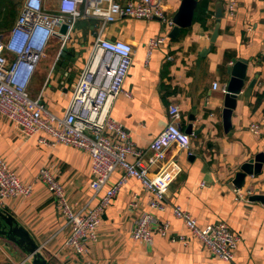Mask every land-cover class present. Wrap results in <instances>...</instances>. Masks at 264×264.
<instances>
[{
	"label": "crops",
	"instance_id": "0c3cea01",
	"mask_svg": "<svg viewBox=\"0 0 264 264\" xmlns=\"http://www.w3.org/2000/svg\"><path fill=\"white\" fill-rule=\"evenodd\" d=\"M58 1L44 0V7L54 12ZM117 1L125 5L138 0ZM236 1V12L230 17L225 12L227 0H198L191 26L175 37H170L173 27L164 28L155 18L118 17L105 26L102 36L128 43L133 55L122 84L126 93L108 96L92 116L120 123L135 146L145 150L167 126V108L175 104L191 147L169 148L167 160L174 159L181 173L169 187L164 211L148 207L147 195L135 178H128L119 188L104 211L97 241L90 245L86 261L91 264H264V201L249 200L253 195L264 197V163L259 174L245 178L241 190L252 192L246 202L236 201L230 187L243 163L264 154V0ZM180 3L166 0L164 10L169 18ZM98 23L78 20L65 43L52 36L46 44L28 93L55 116L64 114L85 64L90 61L91 71L96 72L104 61L101 50L92 52ZM216 27L217 37L210 42ZM164 34L167 40L148 52L149 41ZM238 59L248 62L245 86L255 77L256 83L249 95H238L231 131L225 134L221 120L224 95L212 86L214 82L227 84L226 67ZM252 124L259 125L256 135L250 131ZM147 157L148 153L142 158L145 164ZM0 158L23 184L31 186L29 198H8L0 209L12 215L39 247L44 244L41 254L50 264H62L67 253L53 254L64 237L60 231L64 219L39 180V170L50 169L70 206L77 209L93 196L91 158L75 147L53 144V138L45 134L25 136L1 116ZM134 159L128 156V161ZM161 165L153 166L151 172ZM120 178L115 172L98 196ZM133 195L138 198L139 212H151L167 224L164 235L154 232L152 246L130 237L133 216L127 206ZM96 203L92 198L91 204ZM174 206L188 212L199 228L224 222L238 237L232 262H223L202 249L182 221L174 218ZM172 235L182 236L184 241L171 242L168 236ZM19 263L29 261L20 248L0 237V264Z\"/></svg>",
	"mask_w": 264,
	"mask_h": 264
},
{
	"label": "built area",
	"instance_id": "2783aa9c",
	"mask_svg": "<svg viewBox=\"0 0 264 264\" xmlns=\"http://www.w3.org/2000/svg\"><path fill=\"white\" fill-rule=\"evenodd\" d=\"M166 0H138L121 5L117 0H59L54 12L44 7V0H22L18 17L12 29L0 34V116L18 128L21 134L32 136L40 133L53 138V144L60 143L75 147L91 158L92 198L74 209L70 206L65 191L55 175L47 167L39 170L41 180L53 196L55 206L64 219L60 231L64 237L53 254L55 257L66 252L62 264H91L86 261L90 245L97 241V233L102 224L105 209L119 188L128 178H135L147 195V205L151 210L164 211L169 187L181 173L174 159L167 160L169 148L177 145L189 150L191 142L180 126L179 107L170 104L167 108V126L147 146L145 150L135 146L129 132L110 117H93L101 110L108 96L125 94L122 84L131 65L132 47L120 40H108L102 36L105 26L118 17L135 20L157 19L164 28H172V18L164 10ZM237 8L236 0H227L225 12L232 17ZM97 20L99 26L92 42V52L101 50L104 61L96 72L90 69L88 61L79 72L72 88L69 103L61 117L47 111L39 99H32L28 86L38 62L44 55L50 37L58 36L62 43L78 20ZM62 25L66 33L60 34ZM167 40V34L157 36L147 44L150 52ZM264 55V53H263ZM225 95L226 84L213 83ZM250 131L259 133V125L252 124ZM148 153V163L142 158ZM128 156L134 161H128ZM162 164L151 172L153 166ZM119 172L121 178L110 189L104 190L111 176ZM235 199L246 202L252 194L250 190L233 189ZM31 186L23 184L16 173L10 170L0 158V207L8 198H29ZM138 198L133 195L128 202L132 212L130 237L137 242L152 246L153 234H165L167 224L160 222L151 212L140 211ZM174 218L181 220L186 229L205 251L223 262H232L238 237L232 234L224 222H217L199 228L192 216L173 207ZM171 242L184 241L182 236H168ZM44 245V244H43ZM41 245L39 252L44 248ZM23 264V263H19Z\"/></svg>",
	"mask_w": 264,
	"mask_h": 264
},
{
	"label": "water",
	"instance_id": "95a60500",
	"mask_svg": "<svg viewBox=\"0 0 264 264\" xmlns=\"http://www.w3.org/2000/svg\"><path fill=\"white\" fill-rule=\"evenodd\" d=\"M198 0H181L177 12L172 17L173 28L170 37H175L181 30L191 26L194 18L195 9ZM67 26L62 25L59 33L64 35ZM218 34V27L215 28L210 42H214ZM248 62L243 59L232 60L231 64L226 67L229 75L226 84V94L223 100V109L221 112L222 128L225 134L231 131V117L235 109L236 100L241 93L245 96L249 95L256 83V77L245 86L246 71ZM244 87H246L245 90ZM191 126L187 127L186 133L190 134ZM264 163V154L259 153L243 163L239 171L235 174L230 183L232 189H240L244 185L247 176H254L260 173L262 164ZM249 200L264 201V197L253 195ZM0 237L14 244L22 250L29 264H50L48 260L39 252V246L33 241L29 233L20 226L14 217L4 210L0 209Z\"/></svg>",
	"mask_w": 264,
	"mask_h": 264
},
{
	"label": "trees",
	"instance_id": "16d2710c",
	"mask_svg": "<svg viewBox=\"0 0 264 264\" xmlns=\"http://www.w3.org/2000/svg\"><path fill=\"white\" fill-rule=\"evenodd\" d=\"M22 0H0V34L8 33L18 16L19 7ZM202 5L200 3L199 8ZM202 16L199 14V19Z\"/></svg>",
	"mask_w": 264,
	"mask_h": 264
},
{
	"label": "rangeland",
	"instance_id": "374dc122",
	"mask_svg": "<svg viewBox=\"0 0 264 264\" xmlns=\"http://www.w3.org/2000/svg\"><path fill=\"white\" fill-rule=\"evenodd\" d=\"M53 0H47V3L49 2V3H51Z\"/></svg>",
	"mask_w": 264,
	"mask_h": 264
}]
</instances>
